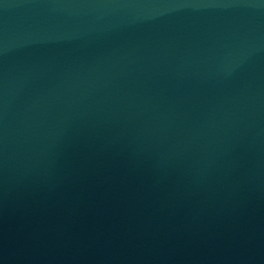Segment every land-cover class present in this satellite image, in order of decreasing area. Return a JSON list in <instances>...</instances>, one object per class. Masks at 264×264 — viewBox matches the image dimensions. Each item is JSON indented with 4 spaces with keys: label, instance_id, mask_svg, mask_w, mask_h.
Segmentation results:
<instances>
[{
    "label": "water",
    "instance_id": "95a60500",
    "mask_svg": "<svg viewBox=\"0 0 264 264\" xmlns=\"http://www.w3.org/2000/svg\"><path fill=\"white\" fill-rule=\"evenodd\" d=\"M0 264H264V0H0Z\"/></svg>",
    "mask_w": 264,
    "mask_h": 264
}]
</instances>
